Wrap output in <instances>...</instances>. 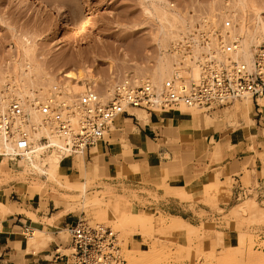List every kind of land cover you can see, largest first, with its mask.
<instances>
[{"label":"rangeland","instance_id":"1","mask_svg":"<svg viewBox=\"0 0 264 264\" xmlns=\"http://www.w3.org/2000/svg\"><path fill=\"white\" fill-rule=\"evenodd\" d=\"M32 1L39 11H42L41 18H37L35 14L16 11L6 0H0V73L7 75L9 79L7 77L6 79L10 83L13 82L10 74L15 61L23 59V49L27 47H29L28 56L43 68L37 74L31 72L33 77L35 76V95L50 94L52 87L47 90L48 92L45 89L53 75H56L59 81L56 85L59 91L74 95L75 92L71 91V79L63 76L66 71L76 73L80 69L87 70L97 77L96 85L89 84V80L85 78L75 79V82L81 85L82 90L88 84L97 93L104 94L106 86L114 88L117 83L126 78L143 82L145 72L148 71V74L154 67L159 49L154 40L158 22L149 14L152 0H56L55 6L60 14L50 6L44 5V0ZM64 2H69L74 8L69 9L63 5ZM166 2H169L167 8L177 9L186 17L188 24L199 28L195 33L202 31L200 29L219 28L221 32L228 33L230 39L234 38V35L237 36L236 28L241 19L250 24L255 12H258L264 21V0H246L245 13L236 10L231 5V0H166ZM60 15L72 22L74 27L66 26ZM203 21L206 24H200ZM227 24L228 26L225 27ZM259 43L255 51L264 49V39ZM167 52L173 55L169 46ZM27 62L23 60L22 64H29ZM60 69L63 73L57 76V71ZM25 70L28 71L26 68ZM7 84L9 83L5 80L1 90H4ZM66 88H69V91ZM249 101L250 99L235 101L229 106L217 108L208 113L196 108H185L182 113L188 114L190 119L197 121L202 128L217 119L227 121L228 124L236 127L241 117L240 103L246 104ZM192 110L198 114H192L194 113ZM170 111L157 110L155 113L165 114ZM129 112L137 114L138 117H140L138 113H142L143 118L148 115L142 110L132 109ZM200 118L205 119L207 123L203 125ZM118 132L119 130L112 124L108 133L117 134ZM107 134L105 140L108 138ZM110 141L112 142L113 139ZM49 152L46 151L41 156L45 158ZM90 153L97 158L94 157L91 161ZM56 154L58 151L55 152ZM56 156L57 158L59 156V168L53 175L43 173L41 170L46 171L43 165V167L40 165L42 169L39 170L25 167L17 162H7L6 159V164L0 165V203L4 205L3 209H0V230L21 217L24 218L23 223L27 220L37 224L36 213L43 210L46 213L56 211L48 209L49 204L52 203L56 208L59 206L63 208L52 216L49 223L54 218L70 212V215H74L75 222L81 217L91 226L102 225L111 228L117 234L120 253L126 264H191L193 259L195 264H264L253 260L254 256L264 254V199L257 201L252 198L234 202L221 216L222 212L217 209L216 202V187L219 183L204 186V196L194 201L182 189L177 190L176 193L169 186L160 184L164 186L166 194L172 192L184 203V211L176 216L180 218V221L176 223L168 218L169 215L160 213L155 215L162 204V199L155 193L151 195V191L145 187L147 182L153 180L152 171L133 165L130 166V173L121 172L117 174L116 179H113L114 176L107 172L105 164L100 161L99 146L92 148L88 154L63 156L59 153ZM204 158L213 161L217 159V156L204 152L197 158V162ZM95 161H98V166L95 167L99 168L98 171L93 170L92 167ZM184 161L188 162L190 159L187 158ZM68 165L72 166V170L66 172ZM261 174H264V170ZM241 181L244 185L252 184L247 173ZM232 182L230 178H226L223 184L230 186ZM155 185L161 188L158 184ZM141 195L152 196L155 201L141 202L139 197ZM93 198H97L99 204L92 203ZM138 203L141 204L140 207ZM247 206L256 208L251 213ZM188 208L192 210V213H189ZM243 208L246 210L244 211ZM102 211L106 215L102 214ZM216 212L217 217H222L231 223V232L227 235L225 242H222V236L218 231L208 235L202 226L205 220L214 219ZM125 215L129 218L125 219ZM131 215L151 217L154 224L153 230H149L147 226L144 228L129 222V219H132ZM160 219L163 220L160 222ZM120 220L123 224L118 225ZM178 222H183L182 225L186 223L187 226H182ZM169 224L176 226V229H166ZM190 226L195 227V235L198 231L196 236L198 240L201 236L200 242L196 241V236L191 235L194 233L190 230L192 229ZM59 231L57 238L63 249H66L69 245V234L63 228ZM187 232L190 233L189 237L185 234ZM33 234L32 238L40 237L41 240L31 242V237L27 236L25 241L35 249L53 243L51 237L38 228ZM238 238L244 241L241 248L235 246L240 242ZM153 246L157 248L154 249ZM129 250H131L130 253H128ZM141 254L143 257L140 256ZM131 257H136L134 258L136 263Z\"/></svg>","mask_w":264,"mask_h":264},{"label":"built area","instance_id":"2","mask_svg":"<svg viewBox=\"0 0 264 264\" xmlns=\"http://www.w3.org/2000/svg\"><path fill=\"white\" fill-rule=\"evenodd\" d=\"M200 30L171 42L169 50L173 53L177 69L159 85L121 81L106 103L99 102L97 95L89 89L77 96L68 92L59 96L56 85L48 96L38 94L23 99L10 95L5 108L0 104V161L6 158L7 162H17L16 158L33 150L28 136L20 128H14L17 118L25 117L21 106L27 103L37 107L42 120L51 124L61 139L59 146H52L45 136H41V154L55 148L61 155L71 156L88 154L105 138L118 116L136 119L129 112L132 109L150 114L166 109L180 112L184 107L208 113L235 101L263 97L264 49L255 51L251 66H247L240 59L231 57L238 46L237 39H229L228 33L221 32L219 28ZM213 42L216 43L215 49L210 45ZM218 52L228 57L219 59ZM195 69L198 71L196 77L192 75ZM7 144L11 147L8 148ZM252 198H264V179L255 185L238 183L233 190L235 202ZM21 227L24 236L33 235L30 227ZM66 230L69 245L66 249L57 247L55 254V259L62 264H126L120 253L117 234L111 228L91 226L80 219L67 226Z\"/></svg>","mask_w":264,"mask_h":264},{"label":"crops","instance_id":"3","mask_svg":"<svg viewBox=\"0 0 264 264\" xmlns=\"http://www.w3.org/2000/svg\"><path fill=\"white\" fill-rule=\"evenodd\" d=\"M259 100L264 101V96L251 99L246 104L240 103L241 117L236 127L217 119L202 128L188 114L179 111L150 113L145 118L142 113H138L140 117L132 113L136 119L126 115L118 116L113 125L119 132L108 133V138L97 144L100 148V161L105 164L107 172L114 176L113 179L121 172L130 173V166L133 165L152 171L153 180L147 182L145 187L151 191V195L155 193L162 199L155 215L160 213L176 217L184 211L181 198L172 192L166 194L163 185L169 186L176 193L182 189L194 201L204 196V186L219 183L216 187V202L217 209L222 212L220 215H223L235 202L233 190L238 183H242L245 173L249 175L251 185L264 179V174H261L264 170V105H260ZM147 146L152 149L149 150ZM204 152L217 156V159L211 161L204 158L197 162V158ZM92 156L90 153V160L96 157ZM187 158L190 161L185 162ZM70 166H67L66 172L72 170ZM226 178L233 181L230 186L223 184ZM147 179L151 180L149 177ZM139 197L141 202L155 201L152 196ZM140 203L137 204L139 207ZM62 208H56L51 203L48 209L56 211L46 213L43 210L36 213L37 224L27 220L23 223L24 218L21 217L9 226H4L0 230V264H62L55 259L56 248L62 246L57 235L61 228L65 230L75 222L74 215L67 212L54 218L51 223L48 222ZM188 211L192 213L189 208ZM22 225L30 227L33 233L38 228L49 235L53 243L39 249L33 248L25 241L27 236L22 234ZM202 226L206 232L218 231L222 242L226 241L231 232V223L217 217V212L214 219L205 220Z\"/></svg>","mask_w":264,"mask_h":264},{"label":"bare ground","instance_id":"4","mask_svg":"<svg viewBox=\"0 0 264 264\" xmlns=\"http://www.w3.org/2000/svg\"><path fill=\"white\" fill-rule=\"evenodd\" d=\"M6 1L10 5H12L14 10H16V11H23L26 13L35 14V16L37 18L42 17V11H39V9L37 8V6L35 5V3L32 0H6ZM44 1H45L44 5L46 4V6H50L51 8L55 9L58 14H60L58 9H56V6H55L56 0H44ZM63 5L68 7L69 9L74 8L73 6H71V4H69V2H64ZM231 5H233V7L236 10H239L241 13H245L246 8H247L246 7L247 6L246 0H231ZM168 6H169V2H166V0H152L150 3L151 10H149V14L154 16V18L158 22L157 33L154 37V40L156 41L157 47L159 49V54L156 57L154 67L151 68L152 70L151 71L149 70L150 72L148 74H147L148 71L147 72L144 71L146 74H144V72H143L144 76L145 75L146 76L144 78H142V80H143V82H150L153 85H159L163 80L171 77V75L175 72V60L173 59V55H170V53L167 52V48L169 46V43H171L175 38L180 37L181 35L192 33V32L195 33L197 30H199V28H195V27L191 26L190 24H188L186 17L183 14H181L177 9H169V8H167ZM60 16L63 19V22L65 23L66 26H70L71 28L74 27L73 23L70 22L66 17H63L62 15H60ZM249 23L250 24H247L244 19H241L240 22L238 23V26L236 28V31H237L236 35L237 36L234 35V38L238 40V46L231 53L232 54L231 57L233 59H240L247 66H251L253 54L255 52V48H257V46L260 44L259 41L264 39V21H263L262 16L258 12H255L254 18ZM225 27H227V26H225ZM230 39H232V38H230ZM210 45L213 46V48L215 49V47H216L215 42L211 43ZM28 53H29V47L24 48L23 49V55H22L23 59H19V60L15 61L14 67L12 68L13 69L12 73L10 74V79L13 80V82H11V83L12 84L14 83L13 85H10L11 83L9 82V80L6 79V77L8 78L7 75L0 73V104L4 108L8 104L7 102H8V98L10 95L16 96L19 98H23V99L25 97H31V96L35 95L34 94V88L36 86L35 81H34L35 76L33 77L31 72L37 74V73L41 72L43 70V68H42V66H40V64H36L35 61L33 62V59L28 56L29 55ZM217 57L219 59H222V58H227L228 56L222 55L220 52H218ZM23 60L28 61L27 63H29V64H22ZM24 67L28 71H26ZM62 73H63V70H61V69L58 70L57 76L61 75ZM192 75L194 77H196L198 75L197 69L192 70ZM63 76L71 79V81H72L71 91L75 92L74 93L75 96H77L80 92L85 91V89H89L97 95V98H98L99 102H101V103H106L107 102L106 100L110 99V97L113 94L114 88H115L114 86H113L114 88H112V86H106L104 94H102V93L99 94L92 88V86L87 84L84 86V90H82L81 85L77 84V82H75V79H84L85 78V79L89 80V84L96 85V83H97V77H95L93 74L89 73L85 69H80L76 73L72 72V71H66V72H64ZM5 80L8 81L9 84L4 86L5 87L4 90L3 89L1 90V88H2L1 85L5 82ZM122 81L123 82L126 81L127 83H131V84H135V85H139V84L143 83V82L131 81L128 78L123 79ZM49 82H51V83H49ZM58 82L59 81L57 80L56 75H53L46 84V89H45L46 92H48L47 90L49 88L53 87L54 85H58L59 84ZM117 84H119V83H117ZM57 90H59V88ZM66 90L69 91V88H66ZM57 93L59 96H62L64 94L62 92V90L58 91ZM5 94H6V96H5ZM102 100L106 101V102H103ZM259 104L264 105V101L259 100ZM21 109H22L25 117H21L19 119L17 118V121L14 125V128L15 127L20 128L28 136V141L33 145L32 146L33 150L31 153H28L27 155L22 156L20 158H16L15 160L20 165H23L25 167H31L33 169L41 170L42 169L41 166L43 165V166H45L44 168L46 169V171L45 170H41V171L45 174L53 175V174L57 173L58 168H59V160L58 159H59L60 155L58 156V158L56 155H58L59 152H58V154L55 155V152L57 153V151H55L56 150L55 148H52L50 150V152L47 153L45 158H44V156L42 157L41 152H42L43 146L41 143H39V140H40L41 136H45L48 139V143L50 145L59 146L61 139L59 138V136H57L55 134L56 132H55L53 126L49 123H45L42 120L40 111L37 109V107L32 106L31 104L27 103V104H23L21 106ZM184 109H185L184 107L181 108L180 109L181 112ZM133 110L136 111L139 109H133ZM192 111L194 112L192 114H198L194 110H192ZM204 116H205V114H204ZM204 116H202V117H204ZM204 118H207V117H204ZM200 119H202V121H200V122L203 125H205V123H207V122H205L206 121L205 119H203V118H200ZM209 120H211V119H209ZM111 128L114 130L113 126ZM148 146H151V144ZM148 146L146 148H148ZM0 147H2L1 143H0ZM7 147L10 148L11 145L7 144ZM150 148H148V149L151 150L152 148L151 149ZM216 152H217V146L214 147V153H216ZM81 157H83V156H81ZM5 159L6 158H4L0 161V165L4 166L6 164L7 159H6V161H5ZM97 163H98V161L97 162L95 161L92 164V167L94 168V169L92 168L93 170H95L97 168L96 167V166H98ZM96 170L98 171L99 168ZM215 184H217V183H215ZM207 186H208V184H207ZM212 186H216V185H212ZM80 188H82V187H80ZM81 193L83 194V192H81ZM92 203L99 204V200L97 198H93ZM3 206L4 205L2 203H0V209L1 210L3 209ZM248 208H249L248 211L251 210V213H252L256 207L253 209L252 206H247V209ZM243 210H244V208H243ZM245 210H246V208H245ZM104 211H102L103 212L102 214H105ZM131 217H132V219L131 220L129 219V222H131V223L133 222L132 224L136 223L142 227L144 226V228H145V226H147V228H149V230H151V231L153 230L154 224H153L151 217H148L146 215H142V216L141 215H131L130 218ZM105 218H107V217L105 216ZM124 218L128 219L129 216L125 215ZM168 218L172 221H175L176 223H177V221H180L179 217L168 216ZM161 220H163V219H160L159 221L161 222ZM123 221H125V220L123 219ZM127 222L128 221L126 220V223ZM126 223H125V226L127 225ZM178 223L181 224L183 222H178ZM119 224L121 225V224H123V222H121V220H120V223H118V225ZM179 224H177V225H179ZM122 226L125 227L124 225H122ZM122 226H121V228H122ZM162 226L164 227L165 225L163 224ZM182 226H187V224L185 223V225H182ZM175 227L176 226H174L173 224H169L166 229H169V228L172 229ZM164 228H163V230H165ZM190 228H192V227L190 226ZM194 228L195 227L190 229V230H193L192 233L195 232ZM185 229L187 231V228H185ZM197 230L198 229H196V231ZM197 232H196V235H197ZM207 233H208V235H210V234H212V231L207 232ZM185 234H186V236H188V234H190V233L187 232ZM191 235H194V237L196 236L195 233L191 234ZM197 236L195 237L197 239L196 241L200 242L201 236H199L200 241L198 240ZM32 237H31V242L32 241L35 242V240H41L40 237H38L36 239L32 238ZM238 239L240 240V238H238ZM239 240H238V242H239ZM242 240L243 239L241 238L240 242L237 245H235L236 248H241L243 246L244 241L242 242ZM156 248L157 247L155 246L154 249H156ZM151 249H152V247H151ZM248 250L250 251V249H248ZM130 251L131 250H129V252L128 251L127 252L130 253ZM144 252H147V251H144ZM142 254L140 256L143 257ZM144 254H148V253H144ZM263 255L264 254H261L259 256V254H258L257 255L258 257L256 256L257 258L254 256L253 260L258 261L259 263H264V257H262ZM131 256H133V255H131ZM134 258H136V257H131L133 262H134ZM131 259H130V261H131ZM142 260H143V258H142ZM134 263H136V262H134Z\"/></svg>","mask_w":264,"mask_h":264}]
</instances>
